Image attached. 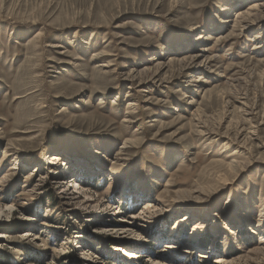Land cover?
Masks as SVG:
<instances>
[{
  "label": "rangeland",
  "instance_id": "rangeland-1",
  "mask_svg": "<svg viewBox=\"0 0 264 264\" xmlns=\"http://www.w3.org/2000/svg\"><path fill=\"white\" fill-rule=\"evenodd\" d=\"M255 2L0 0V264H264Z\"/></svg>",
  "mask_w": 264,
  "mask_h": 264
},
{
  "label": "bare ground",
  "instance_id": "bare-ground-1",
  "mask_svg": "<svg viewBox=\"0 0 264 264\" xmlns=\"http://www.w3.org/2000/svg\"><path fill=\"white\" fill-rule=\"evenodd\" d=\"M258 2H255V3H253V5H252V7H251V9L252 10H256V11H259V12H261L262 11V9L264 8V0H257ZM264 11V10H263ZM250 14V11H247V12H241L240 14H238V16L239 15H243L242 17H245L246 15H249ZM258 15V14H257ZM260 15V14H259ZM255 16V15H254ZM261 16V15H260ZM245 21V20H244ZM245 25V24H244ZM183 121H184V119H183ZM180 122V121H179ZM52 156H54V155H52ZM57 159V157H55L54 158V160H52L51 161V163H53L55 160Z\"/></svg>",
  "mask_w": 264,
  "mask_h": 264
},
{
  "label": "trees",
  "instance_id": "trees-1",
  "mask_svg": "<svg viewBox=\"0 0 264 264\" xmlns=\"http://www.w3.org/2000/svg\"><path fill=\"white\" fill-rule=\"evenodd\" d=\"M79 262H82V260L78 259V263H79ZM79 264H80V263H79Z\"/></svg>",
  "mask_w": 264,
  "mask_h": 264
}]
</instances>
